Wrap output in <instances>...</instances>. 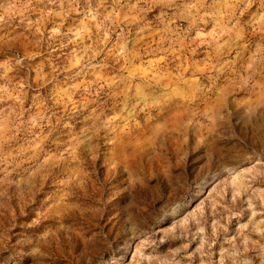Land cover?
<instances>
[{"label": "rangeland", "instance_id": "1", "mask_svg": "<svg viewBox=\"0 0 264 264\" xmlns=\"http://www.w3.org/2000/svg\"><path fill=\"white\" fill-rule=\"evenodd\" d=\"M0 264H264V0H0Z\"/></svg>", "mask_w": 264, "mask_h": 264}, {"label": "clouds", "instance_id": "2", "mask_svg": "<svg viewBox=\"0 0 264 264\" xmlns=\"http://www.w3.org/2000/svg\"><path fill=\"white\" fill-rule=\"evenodd\" d=\"M104 163H105V162L102 161V163H101V168L103 167V164H104Z\"/></svg>", "mask_w": 264, "mask_h": 264}]
</instances>
